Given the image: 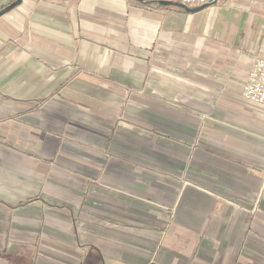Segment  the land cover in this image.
Wrapping results in <instances>:
<instances>
[{
	"label": "crops",
	"instance_id": "1",
	"mask_svg": "<svg viewBox=\"0 0 264 264\" xmlns=\"http://www.w3.org/2000/svg\"><path fill=\"white\" fill-rule=\"evenodd\" d=\"M260 55L264 0L0 15V264H264Z\"/></svg>",
	"mask_w": 264,
	"mask_h": 264
},
{
	"label": "built area",
	"instance_id": "2",
	"mask_svg": "<svg viewBox=\"0 0 264 264\" xmlns=\"http://www.w3.org/2000/svg\"><path fill=\"white\" fill-rule=\"evenodd\" d=\"M189 5H200L209 0H176ZM5 0H0V8ZM244 95L257 102L264 103V56H257L254 66L249 72L244 89Z\"/></svg>",
	"mask_w": 264,
	"mask_h": 264
},
{
	"label": "water",
	"instance_id": "3",
	"mask_svg": "<svg viewBox=\"0 0 264 264\" xmlns=\"http://www.w3.org/2000/svg\"><path fill=\"white\" fill-rule=\"evenodd\" d=\"M158 1L161 4L181 6V7L185 8L186 10H189V11H195V10L201 9L204 6H207V5H210V4L217 2V0H209L203 4H200V5H189V4H186V3H183L180 1H176V0H158ZM21 2H22V0H12L8 4L2 6L0 8V15H3L4 13L11 10L16 5L20 4Z\"/></svg>",
	"mask_w": 264,
	"mask_h": 264
}]
</instances>
